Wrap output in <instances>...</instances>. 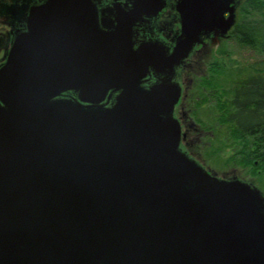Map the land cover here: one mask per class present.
<instances>
[{
	"label": "water",
	"instance_id": "water-1",
	"mask_svg": "<svg viewBox=\"0 0 264 264\" xmlns=\"http://www.w3.org/2000/svg\"><path fill=\"white\" fill-rule=\"evenodd\" d=\"M130 1L109 30L91 0L18 13L0 65V264H264L263 193L192 157L174 113L175 67L233 0H179L170 53L132 48L162 0Z\"/></svg>",
	"mask_w": 264,
	"mask_h": 264
},
{
	"label": "flooded vegetation",
	"instance_id": "flooded-vegetation-1",
	"mask_svg": "<svg viewBox=\"0 0 264 264\" xmlns=\"http://www.w3.org/2000/svg\"><path fill=\"white\" fill-rule=\"evenodd\" d=\"M44 1L46 0H0V65L5 61L15 31L24 29L23 22L19 21V17H23V14L18 15L19 11L24 10L23 13L27 14L31 5L41 4ZM91 1L96 8L97 25L102 30L115 27L120 15L119 11L129 12L132 9L130 0ZM178 1L162 0L160 10L154 14H143L132 23L130 34L133 49H138L143 43L152 42L162 46L169 53L172 52L181 33L180 17L176 11ZM226 8L227 10H224L221 16L222 26L215 24L206 32L203 31L200 41L193 45L188 56L175 67L173 81L181 87V97L175 105L174 113L182 129L188 132L190 148L182 143L183 147L195 158L197 157L194 153L199 151L200 146L211 147L224 133V125L213 112L216 110L218 100L221 99L220 93L216 88H210V76L207 71L213 66L212 53L215 55L214 51L232 37L239 22L241 0H233ZM231 12L232 22L223 32V25ZM157 76L160 74L150 71L143 86L147 87L154 83ZM118 92H110L111 96L107 105H111ZM199 94H203V97H198ZM73 96L75 94L72 91L61 94V97ZM203 100L205 106L200 104ZM198 104L200 107L197 106Z\"/></svg>",
	"mask_w": 264,
	"mask_h": 264
},
{
	"label": "trees",
	"instance_id": "trees-1",
	"mask_svg": "<svg viewBox=\"0 0 264 264\" xmlns=\"http://www.w3.org/2000/svg\"><path fill=\"white\" fill-rule=\"evenodd\" d=\"M241 7L244 13L262 15V20L244 17L232 36L244 45L258 44L264 50V0H241ZM259 63L258 70L235 74L213 111L234 141L255 136L254 144L247 149L242 146L239 151L241 161L252 166L253 174L256 170L264 174V63Z\"/></svg>",
	"mask_w": 264,
	"mask_h": 264
},
{
	"label": "rangeland",
	"instance_id": "rangeland-1",
	"mask_svg": "<svg viewBox=\"0 0 264 264\" xmlns=\"http://www.w3.org/2000/svg\"><path fill=\"white\" fill-rule=\"evenodd\" d=\"M244 17L247 20H262V15L253 11L244 13L241 7L238 21L241 22ZM214 53L215 55L213 53L211 55L213 67L206 71L210 76V88H216L223 98L224 95L221 92L229 87L235 74L258 70L259 66H256V64H260L259 62L264 63V50L258 44L253 47L244 45L235 36L224 41ZM218 67L220 68L219 71H217ZM198 97L202 98L203 94H199ZM200 104L205 106V101H201ZM197 106L200 107L199 104ZM184 131V145L190 148L188 132L185 129ZM254 139L255 136H248L242 140L234 141L227 132H224L211 147L200 146L199 151L194 154L197 157L196 159L211 172L223 175H232L234 173L243 180L252 182L264 195V174L260 173L259 170H256L253 174L252 166L242 162L239 155L240 148L242 146L245 149L249 148L252 143L254 144Z\"/></svg>",
	"mask_w": 264,
	"mask_h": 264
}]
</instances>
